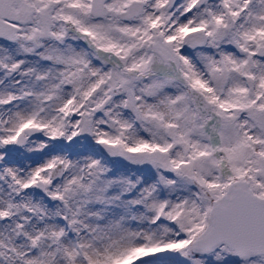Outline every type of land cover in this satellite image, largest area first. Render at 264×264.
<instances>
[{"label": "snow or ice", "instance_id": "6c2138e0", "mask_svg": "<svg viewBox=\"0 0 264 264\" xmlns=\"http://www.w3.org/2000/svg\"><path fill=\"white\" fill-rule=\"evenodd\" d=\"M0 264H264V0H0Z\"/></svg>", "mask_w": 264, "mask_h": 264}]
</instances>
